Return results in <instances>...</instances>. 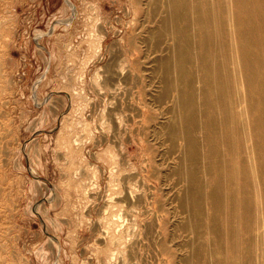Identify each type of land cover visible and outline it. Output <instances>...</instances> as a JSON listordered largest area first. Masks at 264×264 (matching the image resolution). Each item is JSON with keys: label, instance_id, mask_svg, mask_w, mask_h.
<instances>
[{"label": "rangeland", "instance_id": "obj_1", "mask_svg": "<svg viewBox=\"0 0 264 264\" xmlns=\"http://www.w3.org/2000/svg\"><path fill=\"white\" fill-rule=\"evenodd\" d=\"M153 4L0 0V264H187L204 242L181 207Z\"/></svg>", "mask_w": 264, "mask_h": 264}, {"label": "bare ground", "instance_id": "obj_2", "mask_svg": "<svg viewBox=\"0 0 264 264\" xmlns=\"http://www.w3.org/2000/svg\"><path fill=\"white\" fill-rule=\"evenodd\" d=\"M152 2L148 42H171L158 99L172 104L167 132L180 154L181 207L193 240H204L187 264H256L264 243V0Z\"/></svg>", "mask_w": 264, "mask_h": 264}]
</instances>
